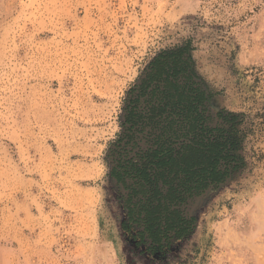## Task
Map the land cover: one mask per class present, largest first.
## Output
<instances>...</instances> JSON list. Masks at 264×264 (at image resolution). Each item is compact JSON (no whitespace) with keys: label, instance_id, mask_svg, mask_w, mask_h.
Here are the masks:
<instances>
[{"label":"rangeland","instance_id":"rangeland-1","mask_svg":"<svg viewBox=\"0 0 264 264\" xmlns=\"http://www.w3.org/2000/svg\"><path fill=\"white\" fill-rule=\"evenodd\" d=\"M177 44L213 115L260 114L264 154V0H0V264H264V157L190 202L195 229L165 257L122 234L108 143Z\"/></svg>","mask_w":264,"mask_h":264},{"label":"trees","instance_id":"trees-1","mask_svg":"<svg viewBox=\"0 0 264 264\" xmlns=\"http://www.w3.org/2000/svg\"><path fill=\"white\" fill-rule=\"evenodd\" d=\"M185 50L161 49L123 100L121 130L109 144L111 175L124 189L123 231L151 254L192 232L188 198L264 157L252 144L259 113L229 112L209 125Z\"/></svg>","mask_w":264,"mask_h":264},{"label":"flooded vegetation","instance_id":"flooded-vegetation-1","mask_svg":"<svg viewBox=\"0 0 264 264\" xmlns=\"http://www.w3.org/2000/svg\"><path fill=\"white\" fill-rule=\"evenodd\" d=\"M175 46L180 47V49L188 48V50H185V53H183V55H184L185 58H188V63H189V71H188V73H189V75H191L193 82L195 83V85H196V87L199 89V91L202 92L203 97H204V99H205L204 102H203V107H204V109H205V115L208 117L207 120H208L209 125H210V126H216V125H218V123L220 122V118H219V116L222 115V114H226V113H229V112H233V113H236V114L242 113V112H236V111H233V110L221 109V110L217 111V112L215 113V115H213L212 112H211V110H210V108H209V105H208L210 95L208 94V92H207V90H206V88H205V85H204V83H203V79L199 76V74H198L197 71H196L195 62H194V60L192 59V57H191V55H190V51H191L190 46H188L187 44H183V45H182V44H177V45H174V46H171V47H167V48H172V47H175ZM181 47H182V48H181ZM163 49H166V48H163ZM160 51H161V49L158 50V51L154 54V56L150 59V61L148 62L146 68H145V69L143 70V72L141 73V75L135 80V82H134L133 84L130 85V87L128 88V90L126 91V93H125V95H124V97H123V100H125V98L128 96L129 90H130L131 88H133L136 84H138V82H139V81L145 76V74H146V73L148 72V70H149L150 63L154 60V58H155L157 55H159ZM123 100H122V102H123ZM246 113H247V112H246ZM122 114H123V105L121 104V107H120V114H119V118H118V130L116 131V133L114 134V136H113V138L110 140V142L108 143V147H107V150H106V159H107L108 170H109L108 174H109V176L113 179L115 185H116L117 188L119 189V193H118V196H117V200H118L119 205L121 206V208H122V210H123V213H124V217H123V219H122V221H121V223H120V228H121L122 234H123V236L126 238V240H127L128 242H130V243H131L136 249H140V252H141V253H146V254H148V255H150V256H158V257H160V258H163V257H165V256H166V255L172 250V247L174 246V244H175L176 242L181 241L182 239L187 238L189 235H191V233H192L193 230L195 229V226H196V217H195V215H193V214L190 212V210H189V204H190V202H191L194 198H196V197H198V196L204 194V193L207 192L208 190H214V189L219 188L221 185H223L224 183H226L228 180L232 179V178H233L236 174H238V173L234 174L233 176H231L230 178H228L226 181H224V182H222V183H220V184H218V185H216V186H210V187H208L207 189H205L204 191H202V192H200V193H198V194H195V195L191 196L190 198H188L187 201H186V203H185L184 206H183V209H184V211L188 214V216H191V217L194 219V227H193L192 232H191L188 236H186V237H183V238H180V239H174V240L171 242L170 247L166 250L165 254H163V255H162L160 252H155L154 254L149 253L148 250L146 249L147 246H145V245H140V246L135 245L133 241L128 240L127 235H126V234L124 233V231H123L122 224H123V223L126 221V219H127L126 210H125V208H124L123 200H122L123 195H124V189H123L122 185H120V184L116 181V179L111 175V168H112V166H113V162H112V160H111V158H110V152H109V149L111 148V145H109V144H111V142H112V141L114 140V138L116 137V134L121 130L119 124H120V121H121V116H122ZM244 170H245V169H244ZM239 173H240V172H239Z\"/></svg>","mask_w":264,"mask_h":264}]
</instances>
